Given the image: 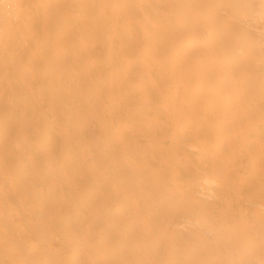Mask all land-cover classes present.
I'll use <instances>...</instances> for the list:
<instances>
[{"label": "bare ground", "instance_id": "bare-ground-1", "mask_svg": "<svg viewBox=\"0 0 264 264\" xmlns=\"http://www.w3.org/2000/svg\"><path fill=\"white\" fill-rule=\"evenodd\" d=\"M0 264H264V0H0Z\"/></svg>", "mask_w": 264, "mask_h": 264}]
</instances>
